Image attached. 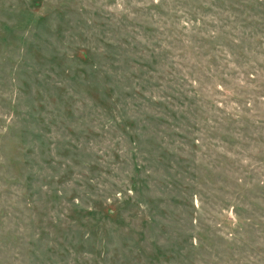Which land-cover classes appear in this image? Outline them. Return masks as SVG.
Masks as SVG:
<instances>
[{
	"label": "rangeland",
	"instance_id": "1",
	"mask_svg": "<svg viewBox=\"0 0 264 264\" xmlns=\"http://www.w3.org/2000/svg\"><path fill=\"white\" fill-rule=\"evenodd\" d=\"M0 264H264V0H0Z\"/></svg>",
	"mask_w": 264,
	"mask_h": 264
},
{
	"label": "trees",
	"instance_id": "2",
	"mask_svg": "<svg viewBox=\"0 0 264 264\" xmlns=\"http://www.w3.org/2000/svg\"><path fill=\"white\" fill-rule=\"evenodd\" d=\"M107 212H109V214H110V213H112V212H111V208L109 209V207H108V210H107Z\"/></svg>",
	"mask_w": 264,
	"mask_h": 264
}]
</instances>
